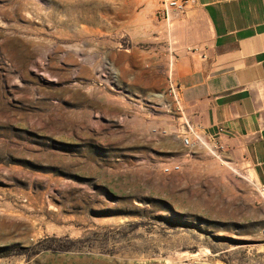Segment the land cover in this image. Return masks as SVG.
Listing matches in <instances>:
<instances>
[{
  "label": "rangeland",
  "instance_id": "rangeland-1",
  "mask_svg": "<svg viewBox=\"0 0 264 264\" xmlns=\"http://www.w3.org/2000/svg\"><path fill=\"white\" fill-rule=\"evenodd\" d=\"M160 5L0 0V264H264L262 186L174 99Z\"/></svg>",
  "mask_w": 264,
  "mask_h": 264
},
{
  "label": "crops",
  "instance_id": "crops-1",
  "mask_svg": "<svg viewBox=\"0 0 264 264\" xmlns=\"http://www.w3.org/2000/svg\"><path fill=\"white\" fill-rule=\"evenodd\" d=\"M157 19L153 38L174 58L191 120L222 141L241 142L264 187V0H188L183 11Z\"/></svg>",
  "mask_w": 264,
  "mask_h": 264
},
{
  "label": "built area",
  "instance_id": "built-area-1",
  "mask_svg": "<svg viewBox=\"0 0 264 264\" xmlns=\"http://www.w3.org/2000/svg\"><path fill=\"white\" fill-rule=\"evenodd\" d=\"M187 1L188 0H162L161 7L158 9L157 14H160L164 18H167L169 15V11L171 9H174L177 11H183L185 9ZM171 93H172L174 99L176 100V102L179 104L180 103V99H179L180 94H179L178 84L176 85V89H173V88L171 89ZM186 123H187V125L189 124L188 122H186ZM183 140L186 144H190V140L187 136H184ZM178 168H179L178 165L177 166L174 165V167H171V168L166 167L164 170L166 172H170L171 170L178 169ZM262 190L264 192V187H262Z\"/></svg>",
  "mask_w": 264,
  "mask_h": 264
},
{
  "label": "bare ground",
  "instance_id": "bare-ground-1",
  "mask_svg": "<svg viewBox=\"0 0 264 264\" xmlns=\"http://www.w3.org/2000/svg\"><path fill=\"white\" fill-rule=\"evenodd\" d=\"M198 137H199V139H200L201 141H203L207 146L210 147V145L204 140V138H203L202 136H199V135H198ZM261 194H262L263 197H264V192H261ZM261 198H262V197H261Z\"/></svg>",
  "mask_w": 264,
  "mask_h": 264
}]
</instances>
